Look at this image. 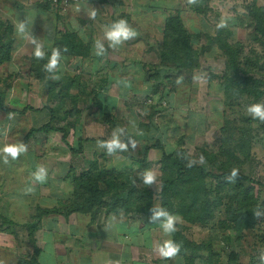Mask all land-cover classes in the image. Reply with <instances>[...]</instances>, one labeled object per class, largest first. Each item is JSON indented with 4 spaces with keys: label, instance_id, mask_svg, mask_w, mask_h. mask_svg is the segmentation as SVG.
Returning <instances> with one entry per match:
<instances>
[{
    "label": "rangeland",
    "instance_id": "1",
    "mask_svg": "<svg viewBox=\"0 0 264 264\" xmlns=\"http://www.w3.org/2000/svg\"><path fill=\"white\" fill-rule=\"evenodd\" d=\"M230 1L228 7L225 0L203 3L199 20L186 17L182 21L194 54L191 68L179 73L173 68L176 60L169 57L172 66L159 75L154 66H144L137 75L134 74L135 80L132 78L131 82L130 76L124 77L123 83L113 78L109 83L103 82L100 88H107V84L108 88L102 95L97 86L106 73H122L127 67H96L102 71L94 76V68L89 71L88 66L62 65L65 59L61 57L55 73L45 72L43 65L50 57L53 37L50 18L45 22L46 29L37 25L33 36L36 39L42 37L38 41L44 48L43 60L34 57L35 46L24 39L21 50H10L12 58L9 64L0 67V81H4L5 106L13 113L0 111V148L17 141L27 145V152L22 154L25 160L15 163L16 169L36 171L41 166L47 169L44 192L56 191L53 196L60 200L54 211L62 213L67 206L74 205L71 201L76 185L72 183L73 177L78 179L86 171H104L111 174V179L116 177L117 186L125 190L134 188L140 196L150 193L151 208H163L176 216L177 221L183 220L189 225H218L221 232L234 236L237 248L244 246L245 251L249 250V257L259 261L256 252L258 255L259 250L264 249L258 247L264 239V215L254 217V222L239 229L228 222L231 218L227 208L234 205L230 201L231 190H228L234 187L232 183L228 186L211 179L202 184L198 181L196 185L202 187L196 201L189 195L194 185L185 188L180 185L164 201L159 195L160 183L168 172L160 164L161 153L152 149L145 163H137L145 147L159 143L167 154L184 150L188 161L203 155L206 162L196 165L205 166L215 175L235 167L240 175L259 184L258 190L252 189L255 193L252 194L259 199L256 212L264 214V122L253 120L246 112L251 104H264V90L260 99L246 92L249 89L254 93L255 87L264 89V39L253 35L255 21L261 17L264 23V15L254 8L255 1L256 6L261 4L257 0ZM43 8L44 13L48 12L46 15L53 9L44 2ZM221 19L226 21L227 27L217 29ZM1 25L2 44H17L12 27ZM64 37L63 43L74 44L71 38ZM169 47L170 44L164 45L167 55ZM236 52L239 53L235 57ZM53 75L60 78L52 79ZM245 79H248L247 86L241 84ZM92 86L98 89L95 99H92ZM25 107L31 110L22 115L15 113ZM47 108L55 111L51 125L67 132V143L76 153L69 152L61 142L60 133L35 134L24 142L30 129L50 120ZM118 127L125 130L121 140L126 142L131 136L137 141V147L124 151L126 156L115 154L105 158L101 156L103 148L99 144L110 139ZM79 147L81 151H78ZM48 155L59 157L53 169ZM0 164H4L2 159ZM3 166L0 171L6 169L9 175L10 166ZM145 170L156 172L155 184L145 186L138 179V173ZM240 201L237 208L244 207L243 200ZM145 203H148V197ZM179 243L181 248H189L187 243L181 240Z\"/></svg>",
    "mask_w": 264,
    "mask_h": 264
},
{
    "label": "crops",
    "instance_id": "2",
    "mask_svg": "<svg viewBox=\"0 0 264 264\" xmlns=\"http://www.w3.org/2000/svg\"><path fill=\"white\" fill-rule=\"evenodd\" d=\"M214 1L197 0L196 4H189L188 0H78L65 9L51 8L50 15H46L44 0H0V22L12 27L17 42L14 50H21L22 42H28L17 34V22L26 21L35 37L37 25L46 29L45 22L50 18L54 37L50 41V52L53 48L60 49L65 59L62 65L88 66L89 71L94 68V76L102 71L96 67H127L122 73H106L99 81L97 88H100L112 78L123 83V78L130 76L131 82L142 67L158 65L166 19L176 13L183 21L186 17L197 21L202 4ZM225 1L228 7L230 0ZM257 2L264 7V0ZM92 9L96 10V16L89 19L87 13ZM119 19L127 20L138 35L117 49L109 48L104 41L105 55H94L95 40L103 36L106 26ZM64 35L72 37L74 44L63 43ZM106 86L108 88V84ZM107 88H100V95L106 93ZM92 90L98 94V89L92 86ZM36 155L34 157L39 158ZM49 158L53 169L59 157L51 155ZM22 160V154L16 160L10 159L9 175L6 169L0 171V264H260L249 257V250L245 251L244 246L237 248L234 236L221 232L218 225H189L179 220L177 231L165 236L159 221L149 223L138 215L99 211L95 216L81 213L64 216L53 212L60 202L53 196L56 191L44 192V183L33 179L32 173L36 171L22 170V167L17 170L15 163ZM3 165L7 164H0V169L5 167ZM27 188L34 191L26 194ZM166 239L176 243L181 240L189 248H181L173 259H163L154 248ZM260 246L264 247V239Z\"/></svg>",
    "mask_w": 264,
    "mask_h": 264
},
{
    "label": "trees",
    "instance_id": "3",
    "mask_svg": "<svg viewBox=\"0 0 264 264\" xmlns=\"http://www.w3.org/2000/svg\"><path fill=\"white\" fill-rule=\"evenodd\" d=\"M255 3H253L254 8L260 11L262 15H264V7L259 5L256 6ZM182 21L183 20L176 13L166 19L163 31V40L159 48V63L158 65L154 66L155 70L157 69L158 71V75L163 72L166 67L172 66V63H169L170 58L176 60V63L173 64V68L179 73L192 67V64L194 62V54L190 45V37L187 33V30H185ZM1 24L2 23L0 22V25ZM253 35H258L262 39H264L263 18L258 17L255 21ZM65 36L72 39V37L70 36ZM3 40L4 35L0 34V67L9 64L12 58L10 53V50H12L13 48L12 43L9 42L7 43V45H4L2 44ZM165 44L171 45V47H169L170 50L168 52V55L164 52ZM238 53L239 52H236L235 57ZM262 78L264 79V76ZM2 82L4 81H0V111L4 113H13V111H10L5 106V87L2 86ZM247 83L248 79H245L241 84L243 86H247ZM254 89V93L249 89H246V92L248 94L255 95L257 99L262 98V91L264 89L262 87H255ZM52 93L53 92L50 90V95H52ZM91 93L93 94L92 99L97 98V94L94 91H92ZM29 110H31L29 107H25L20 112L15 113L22 115V113H25ZM47 111L50 113V120L38 128L30 129L27 135L24 137V142H26L27 139L34 136L35 134L60 133L61 142L66 146L70 153H76L74 148L67 143V132L62 128L58 129L51 125L54 117L53 113L55 112L53 108H47ZM88 141L92 142L91 140ZM79 143H81V141H79ZM152 149L157 150L161 153L160 164L168 172L167 176L164 177V179L160 183L159 195L161 199H164V201L167 197L170 198L177 191V188L180 185L185 188L193 184L194 187H192V189L189 191V195L196 201L197 199H195V197H197V195L199 194L202 187L201 184L206 179L222 181L223 183L221 182L220 184L228 186L231 184L225 180V177L231 172V170L224 169V171H222L220 175H215L207 171V168L205 166L194 164L190 168L186 167L188 160L186 157V152L184 150H179L176 152V154H167L164 151V148L159 143L153 146L145 147L141 160L137 161L139 165L147 161L148 153ZM78 151H81V147H79ZM117 154L126 156L124 152H118ZM101 156H104L106 158L110 155H108L106 149L103 148V153L101 154ZM109 176H111V174L104 171H86V173L83 172L80 174V177L78 178L79 180L73 177L72 183L76 185H74V194L71 197V201L74 203V205L67 206L64 211H62V213H59L63 214L64 216H68L73 213L90 214L92 216H95L99 211H104L105 214L123 213L124 215L128 216L130 214L138 215L145 218L146 220H149L150 216L152 215V213L150 212V209L152 207V200L150 201L151 194L145 192L143 193V196H140L134 188L125 190L123 187L117 186V184L115 183V181L117 180L116 177H114V179H111ZM198 181L201 184L196 185V182ZM242 182L244 184H247L246 187L243 186ZM232 184L234 185V187H231L230 189L228 188V190H231L229 192V195L232 196V199H230V201L234 205H232V207H228L226 212L231 218V220H228V222L236 224L235 228L237 229L238 227H242L250 221L254 222L255 220L254 213L257 210L256 206L259 199L252 194L254 193L252 189L258 190L259 184L253 179L244 177L240 174L237 180ZM101 185H106V187L104 188ZM118 189H121L122 192L120 191V193H118ZM147 197L148 203H145L144 205V201ZM240 199L243 200V208H237L238 202L241 203ZM245 203H247V205ZM195 204L196 202L192 203V205ZM47 212L50 213L51 211H45V213ZM194 224L197 223H193L191 225Z\"/></svg>",
    "mask_w": 264,
    "mask_h": 264
},
{
    "label": "clouds",
    "instance_id": "4",
    "mask_svg": "<svg viewBox=\"0 0 264 264\" xmlns=\"http://www.w3.org/2000/svg\"><path fill=\"white\" fill-rule=\"evenodd\" d=\"M189 4H196L197 0H188ZM77 11H79V6H77ZM96 16V10L92 9L87 13L89 19H94ZM227 27L226 21L221 19L217 24V29H222ZM17 34L28 40L33 44L34 51L33 55L37 60H43L45 58V52L43 50V45L31 35L30 30L27 28L26 21L17 22L16 24ZM138 33L129 25L128 21L125 19H119L116 22L105 27L103 36L97 38L93 45V54L96 56L105 55L107 49L105 48L104 41L108 42V47L111 49H117L122 46L126 41L134 39ZM66 51V49H65ZM61 52L58 48H53L51 50V55L46 64L43 65V70L47 73H55L60 67ZM52 79L58 80L60 77L53 75ZM246 112L253 120H259L264 122V104L254 103L246 108ZM125 130L123 128H116L111 134V138L103 141L99 144L101 148L106 149L108 155H115L118 152L128 151L129 149L135 150L137 147V141L128 136L125 141L121 140L124 135ZM27 152V145L21 142L6 144L0 148V159L3 160L4 164H8L10 159L16 160L21 154ZM205 158L201 155L198 159L189 160L186 167H192L194 164L199 163L203 165L205 163ZM33 179L36 182L44 183L47 177V169L44 167H38L36 172L32 173ZM239 176V170L237 168H232L231 172L225 177V180L229 183H234ZM138 179L145 185L151 186L157 181V174L152 170H145L138 173ZM162 187V185H161ZM33 188L25 189L26 194L32 193ZM152 215L149 218V223H155L159 221V226L162 229L165 236H171L177 231L176 223L178 218L168 211L160 207H153L150 209ZM264 214L257 211L254 213L255 217H260ZM181 249L179 243L174 242L171 239H166L162 243H157L155 245L154 251L163 259H173L176 257ZM258 259L260 264H264V249H260L258 252Z\"/></svg>",
    "mask_w": 264,
    "mask_h": 264
},
{
    "label": "built area",
    "instance_id": "5",
    "mask_svg": "<svg viewBox=\"0 0 264 264\" xmlns=\"http://www.w3.org/2000/svg\"><path fill=\"white\" fill-rule=\"evenodd\" d=\"M53 9H65L78 2V0H44Z\"/></svg>",
    "mask_w": 264,
    "mask_h": 264
}]
</instances>
